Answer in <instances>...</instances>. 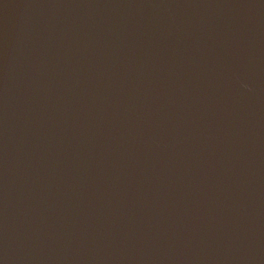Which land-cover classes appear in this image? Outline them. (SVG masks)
Masks as SVG:
<instances>
[{
  "label": "water",
  "instance_id": "obj_1",
  "mask_svg": "<svg viewBox=\"0 0 264 264\" xmlns=\"http://www.w3.org/2000/svg\"><path fill=\"white\" fill-rule=\"evenodd\" d=\"M0 264H264V0H0Z\"/></svg>",
  "mask_w": 264,
  "mask_h": 264
}]
</instances>
